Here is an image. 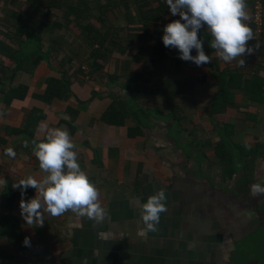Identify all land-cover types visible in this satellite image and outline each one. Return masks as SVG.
<instances>
[{"label": "crops", "instance_id": "0c3cea01", "mask_svg": "<svg viewBox=\"0 0 264 264\" xmlns=\"http://www.w3.org/2000/svg\"><path fill=\"white\" fill-rule=\"evenodd\" d=\"M254 1L257 0H247L250 19L246 21L254 33L249 42L254 53L244 57V67L238 66L237 61L225 63L214 53L213 69L191 62L185 63L183 69L196 73V78L184 74L183 69L181 74L173 75L174 83L186 87L179 114L183 118L181 136L174 135L173 125L156 115L149 128L143 129V136L134 139L129 136L133 127L130 121L123 127L108 125L103 115L112 101L99 89L103 86L88 83L73 73L70 95L49 104L43 102L47 82L60 79L56 66L51 70L42 63L30 76L19 74L12 87L28 88L23 99L6 105L0 93V140L4 143L0 145V175L8 182L5 189H0V264H84L85 259L87 264H241L236 260L238 245L248 239L253 248L257 245L258 254L247 264H264V196L250 191L251 184H264V101L251 103L244 88H240L234 94V102L225 105L222 113L212 118L209 115V105L220 91L216 76L221 73L228 71L241 77L239 81L245 84L256 78V82L264 83V32L259 38L255 36ZM122 80L126 82L122 77L119 85ZM198 86L202 92L195 96ZM94 92L100 93L101 98H93ZM185 95L209 97L198 120L194 119L195 111L190 114L183 106ZM161 103L164 108L154 110L167 113ZM34 110L43 118L28 126ZM224 116L230 121H222ZM41 122L48 127H65L70 132L78 162L99 189L108 212L103 222L97 224L71 211L58 217L45 213L43 227L28 225L22 219L20 191L12 185L28 175L37 179L44 175L31 144L33 139L42 138ZM162 123H170L171 127L164 141L159 142L161 137L155 135L166 127ZM226 124L234 126L230 143L236 151H254L246 159L235 157L230 170L214 150L221 142L217 129ZM190 133L196 134L198 142L213 143L214 147L202 149V161L188 157L181 149L192 143ZM25 139L30 142L27 148L23 146ZM165 142L174 145V154L164 151ZM7 147L14 148L15 158L4 154ZM259 147L258 154L255 150ZM193 162L196 169L188 167ZM159 189L167 194V212L161 215L157 231L142 235L140 205ZM34 196L35 190L29 188L23 198ZM25 237L30 238V246L23 245Z\"/></svg>", "mask_w": 264, "mask_h": 264}, {"label": "trees", "instance_id": "16d2710c", "mask_svg": "<svg viewBox=\"0 0 264 264\" xmlns=\"http://www.w3.org/2000/svg\"><path fill=\"white\" fill-rule=\"evenodd\" d=\"M258 2L264 6L263 0L254 1L253 13ZM176 19L179 16H171L166 0H0L2 102L10 105L14 99H23L28 88L12 87L15 78L22 73L32 75L42 63L51 70L53 66L60 69V79H50L41 98L47 104L71 94L72 73L88 83L105 86L107 90L119 87L118 81L125 77L126 82L120 88L128 92L129 98L120 99L110 94L112 102L103 121L116 127H123L130 121L133 127L129 136L134 139L143 136V129L149 128L156 115L170 122L182 135L183 118L179 114L182 111L181 95L186 87L179 86L178 82H173L171 88L167 84L150 87L155 76H162L167 66L182 70L185 63H191L179 59L177 49L166 48L162 43L164 27ZM122 23L124 27L120 26ZM253 27L257 37L254 22ZM199 35L204 39L205 53L212 61L215 51L210 47L211 36L207 28H202ZM191 55L195 56L196 52ZM206 66L213 69L211 63ZM170 76L166 75L167 78ZM216 78L220 91L209 105L211 118L222 113L225 105L234 102V94L240 88H244L251 103L264 101V83L256 82L258 78L245 84L239 81L241 77L228 71ZM93 98H101V94L94 92ZM158 101L164 103L167 113L147 106V103ZM41 118L42 115L34 110L28 126L35 125ZM217 131L221 142L216 147L211 142H198L196 134L190 133L192 143L181 149L191 157L188 151L196 145L205 157L202 149L214 147L220 162L229 170L235 157L246 159L254 153L244 148L236 151L231 146L233 124H226ZM1 144H4L2 140ZM256 151L260 153L261 147Z\"/></svg>", "mask_w": 264, "mask_h": 264}, {"label": "clouds", "instance_id": "9594fccd", "mask_svg": "<svg viewBox=\"0 0 264 264\" xmlns=\"http://www.w3.org/2000/svg\"><path fill=\"white\" fill-rule=\"evenodd\" d=\"M171 16H179L163 29L162 43L166 48H175L179 59L190 61L197 67L211 63L210 55L205 53L204 39L199 35L207 28L210 47L216 56L225 63L237 61L244 67V57L252 55L254 49L249 42L254 33L246 21L250 19L247 0H166ZM195 49L196 55H191ZM42 138L33 139L32 152L39 162L42 178L28 175L12 187L20 191V215L28 225L43 227L45 213L58 217L71 211L79 217H86L97 224L108 218V212L100 200V191L90 180L78 162L73 138L65 127L39 125ZM25 139L23 146L29 147ZM15 158L14 148L7 147L4 153ZM7 180L0 175V189L7 187ZM35 190L33 198L25 200L26 191ZM250 191L264 196V184L253 183ZM167 212V194L163 189L155 191L146 202L140 205L143 222L141 234L157 231L161 215ZM107 236V234H101ZM24 246H30V238L25 237ZM84 264H87L85 259Z\"/></svg>", "mask_w": 264, "mask_h": 264}, {"label": "rangeland", "instance_id": "374dc122", "mask_svg": "<svg viewBox=\"0 0 264 264\" xmlns=\"http://www.w3.org/2000/svg\"><path fill=\"white\" fill-rule=\"evenodd\" d=\"M112 21H114V20H112ZM118 25H119V23H118ZM120 26L121 27L122 26L124 27L125 24L122 23V25L120 24ZM123 29H125V28H123ZM69 55H70V53H69ZM182 72L183 71H181L179 68H175L174 66H167L166 70H164L163 73H162L163 76L158 75V77H157V75H156L155 76V79L152 80L151 85H150L151 89L152 88H157V87H159L161 85L163 86L164 84H167V87L168 88H171L172 85H173V81H175V77L172 76V75L181 74ZM183 73L189 75L190 77H193V76H194V78L197 77V74L196 73H193L191 71L184 70ZM167 74H169L171 76L167 78L166 77ZM124 82H125V80H122V82L120 83V85H122ZM119 87H116V88H113V89H108V90L106 89V87H101L99 89L104 92L103 94L105 96L110 95V94L111 95L114 94L117 98H120V99H125V97L129 98V94L128 93H124L122 90L120 91L119 90ZM195 89L198 91L195 96H199V94L202 92L201 91L202 90L201 86H198ZM195 96L191 98V96L185 95V97H184L185 99L183 100V104H184L183 106L188 108V112L190 114L193 111H195V113L193 114V116L195 117L194 119H197L198 120V118H199L198 114L201 113L202 112V109L206 107V103H207L209 97H203L204 99H202L200 97V99H199V98H196ZM147 106L151 107L152 109H156V108H160L161 109V108H164V106H163V104L161 102H159V103L157 102V104H154L153 102L147 103ZM222 121L229 122L230 119H229L228 116H224V119ZM162 125L166 126V127H164V128H166V130L163 128L162 129V133L158 130L157 133H156V135H155L156 137L158 136V138L161 137L160 140H158L159 142L160 141L161 142L164 141L166 131H167L168 128L171 127L170 123H167V124L162 123ZM173 133L176 136H181L175 130L173 131ZM164 144H166V142ZM168 144H166L164 146V148H165L164 151H167L166 153H169V154H171V153L174 154L175 152L172 151L173 148H174V145L172 143L170 144L169 142H168ZM188 152L191 154L190 156H194L198 160H201L203 158V156H202V154H201V152H200V150L198 148H196V149L193 148L192 149V147H190V149H189ZM177 155L179 156V154H177ZM166 158H168V157H166ZM168 159L170 160V158H168ZM176 159L177 158H173L172 161L174 162V161H176ZM180 164H182V162ZM185 165H186V163H185ZM188 167L191 168V169H194V168L196 169L195 162L188 164ZM215 183L218 184V182H215ZM251 243H252L251 240L248 239L247 241L242 242L241 244L238 245V247H239L240 250H239V253L237 254L236 260L238 262H241V264H247L248 262H251L252 259H253V255L255 256L256 254H258L257 248H256L257 245L255 246V248H253ZM253 243H256V242L253 241ZM251 255H252V257H251Z\"/></svg>", "mask_w": 264, "mask_h": 264}, {"label": "built area", "instance_id": "2783aa9c", "mask_svg": "<svg viewBox=\"0 0 264 264\" xmlns=\"http://www.w3.org/2000/svg\"><path fill=\"white\" fill-rule=\"evenodd\" d=\"M253 22L257 26V38H259L264 29V6L261 2H258L255 6Z\"/></svg>", "mask_w": 264, "mask_h": 264}]
</instances>
